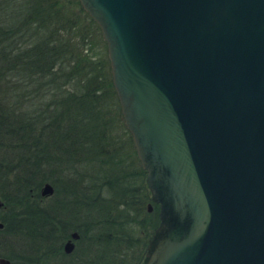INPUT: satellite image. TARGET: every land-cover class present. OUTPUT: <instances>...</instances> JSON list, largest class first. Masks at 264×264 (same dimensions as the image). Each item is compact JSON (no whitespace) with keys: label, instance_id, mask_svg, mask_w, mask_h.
<instances>
[{"label":"water","instance_id":"water-1","mask_svg":"<svg viewBox=\"0 0 264 264\" xmlns=\"http://www.w3.org/2000/svg\"><path fill=\"white\" fill-rule=\"evenodd\" d=\"M79 2L159 204L141 264H264V0Z\"/></svg>","mask_w":264,"mask_h":264},{"label":"trees","instance_id":"trees-1","mask_svg":"<svg viewBox=\"0 0 264 264\" xmlns=\"http://www.w3.org/2000/svg\"><path fill=\"white\" fill-rule=\"evenodd\" d=\"M105 46L98 24L79 0H0V195L6 200L2 208L10 207L0 217V242L9 246L18 231L23 248L20 261L1 254L10 264L39 262L38 256L29 258L35 241L27 239L33 231L51 229L55 210L52 202L53 213H44L42 184L54 186L51 197L69 200L83 186L82 178L92 186L94 231H79L74 252H61L60 262L45 257L54 246L52 233L42 238L35 232L44 241L42 264L143 260L159 217L145 210L150 199L145 169L140 164L127 171L126 157L113 142L112 131L123 118ZM86 163L93 171L86 165L82 175L77 165ZM71 169L79 173L78 182ZM135 177L139 181L133 183ZM61 219L58 227L66 230L70 219ZM59 250L55 245L51 254Z\"/></svg>","mask_w":264,"mask_h":264},{"label":"flooded vegetation","instance_id":"flooded-vegetation-1","mask_svg":"<svg viewBox=\"0 0 264 264\" xmlns=\"http://www.w3.org/2000/svg\"><path fill=\"white\" fill-rule=\"evenodd\" d=\"M129 136H130L132 145L134 147L135 155L137 157L135 146H134L130 132H129ZM76 175L79 177V173H76ZM77 176H75V180L78 182L79 180ZM86 180H87V183H86ZM88 181L89 179L82 178L83 186L81 187L80 190L77 187L76 195L70 198L69 200L67 197H64L62 195L51 197L54 191L52 194H49V195H41L40 193L41 195L40 199L43 204L42 206H43L44 213L45 214L53 213V210L55 209L53 213V226H51L50 230H47L50 233H52V231H55V233L53 232V234L50 236V241L54 244V246L51 247L50 253L48 254L46 253L45 257L48 255V257L53 258L54 260L56 258L57 259L56 261L60 262L61 252H63L65 256H71L72 253L74 252L77 246V243L80 242L79 240H81L82 238L79 231H94V229L90 227V224L92 222L90 218V209L92 213V205L94 202V198L90 195V187L92 186L88 185ZM85 183L86 185H84ZM149 197H150V192H149ZM45 198H49V200L45 201L44 200ZM52 202L55 203L53 210L51 209L52 206L49 205V203H52ZM148 203H151V209L149 210H148ZM145 210L148 213H151V212L157 213L159 217V204L151 200V198L145 202ZM61 217L70 219L71 224L69 228H67L66 230L61 229L60 228L61 226L58 227V224L60 223V221L63 220L61 219ZM74 226L81 227V228L75 229L73 228ZM61 231H69V232L67 234H62ZM73 231H76L79 234L77 238H73L71 236ZM69 238H71V240L74 242V248L71 252H66L64 250V244ZM55 245L59 246L61 250L57 251V253L55 254H51L52 251L55 249ZM0 256L2 255L0 254Z\"/></svg>","mask_w":264,"mask_h":264},{"label":"rangeland","instance_id":"rangeland-1","mask_svg":"<svg viewBox=\"0 0 264 264\" xmlns=\"http://www.w3.org/2000/svg\"><path fill=\"white\" fill-rule=\"evenodd\" d=\"M97 47H100V46L97 45ZM101 48H104V46L102 47V45H101ZM105 51H106V55H107L106 46H105ZM116 97L117 96H115V99H114V101L116 100L115 103H117V100H118V99H116ZM117 105H118V103H117ZM118 109L120 111V107L119 106H118ZM119 118H120V116H119ZM120 120H121L120 124L114 128L115 129L114 131H112V135L114 137L113 142L116 145L120 146L122 155L126 157L127 163H126V168L125 169L127 171L138 170L140 168V163H139L137 157H135V155L133 156L134 153L132 154L133 148L131 146L129 132H128V130L126 129V127L124 125V121L121 118H120ZM86 165H88L87 167L89 169H91L90 172L93 171L92 168H90V167H92V165L90 166L88 163H86L83 167H82V165H77V167L80 169V171H81L80 173H82V175H84V173L88 172L84 168V167H86ZM93 169H95V166H93ZM71 175H73L74 177L77 176L76 173L74 174V170L73 169H71ZM71 178H73V177H71ZM78 180H79V177H78ZM138 181H139V179L137 177H135V180L133 181V183H136ZM63 183H64V181L62 179H60L58 181L59 186H61V184H63ZM86 183H87V180H86ZM0 199L3 201V205H5V201L6 200L4 199V197L2 195H0ZM44 200L45 201L49 200V198H45ZM3 205L0 207V217L4 216L6 213H9L8 211H10V207H7V208L3 209L2 208ZM12 215H14V214H11V216ZM0 222L2 223V227H4V223L1 220H0ZM2 227H0V228H2ZM35 232L41 233L42 238L43 237L45 238L46 237L45 234L48 231H33L32 235H29V238L27 239L29 241L32 240V239L35 241L34 247L31 249V255H30L29 258H34V257L38 256L39 257L38 264H42V261L40 260V254H41V249H42V246L44 244V241L41 240V235L39 233L38 234H34ZM53 232L55 233V231H52V234H53ZM68 232L69 231H61L62 234H67ZM20 234L21 233L18 232V231H16V232L11 234L9 246L5 245L6 243H5L4 239H3V243L0 242V254H2V253L6 254V255L7 254H11L12 256L15 257L16 261H20L21 260L20 257H21V255H23V252H22L23 248H22V244H21L20 238H19ZM4 237H6V235H4ZM6 255H3V256H6Z\"/></svg>","mask_w":264,"mask_h":264}]
</instances>
